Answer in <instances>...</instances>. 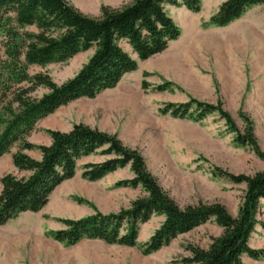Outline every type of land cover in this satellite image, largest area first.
I'll return each instance as SVG.
<instances>
[{"label": "rangeland", "instance_id": "374dc122", "mask_svg": "<svg viewBox=\"0 0 264 264\" xmlns=\"http://www.w3.org/2000/svg\"><path fill=\"white\" fill-rule=\"evenodd\" d=\"M67 1L91 18L130 2ZM228 1L200 0L198 12L166 5L180 33L166 51L141 61L121 42L135 72L93 99L60 107L0 158V264H207L232 222L249 227L240 217L247 187L238 179L264 173V3L223 24L219 10ZM97 59L94 47L65 63L31 66L24 85L41 98L51 86L85 80ZM81 125L138 154L155 188L109 145H70L68 176L52 134ZM41 176L52 181L44 200L14 205L25 192L32 200ZM9 182L20 190L12 193ZM168 205L182 221L171 224ZM250 217L247 252L230 254L233 264H264V197Z\"/></svg>", "mask_w": 264, "mask_h": 264}, {"label": "trees", "instance_id": "16d2710c", "mask_svg": "<svg viewBox=\"0 0 264 264\" xmlns=\"http://www.w3.org/2000/svg\"><path fill=\"white\" fill-rule=\"evenodd\" d=\"M179 3L193 12L200 10V0H130L121 9L103 8L100 17L91 18L79 12L67 0H0V158L10 153L17 143L25 141L39 121L60 107L80 98L93 99L100 92L115 88L125 75L135 72L137 62L121 47V42L128 43L141 61L166 51L180 33L166 14L165 7ZM263 3L264 0H229L220 8L218 18L221 23L229 24L241 15L243 7ZM31 27H35L39 33L24 31ZM94 47L98 59L95 68L85 75V80L51 86L41 98L31 96L30 89L24 85L30 80L28 71L31 66L65 63ZM52 136L55 154L61 151L64 155L68 176H72L74 171L70 145L87 146L90 150L109 145L110 153L123 158L124 163L132 162L141 171L145 187L155 188V181L146 172L144 160L126 149L115 136L82 125L76 126L68 134L53 133ZM21 161L32 169L39 168L38 164L27 158ZM42 171V176L46 175L48 167ZM42 176L36 181L39 188L32 193V200H26L30 193L25 192L22 198L12 203L26 206L39 199L43 201L52 181L47 182V178ZM238 180L247 187L240 217L249 222V227L241 229L232 222L222 244L209 251L211 262L207 264H233V260L229 259L230 254L235 257L237 253L247 252L245 244L253 228L250 215L264 197V173ZM8 187L12 193L21 188L16 182H9ZM36 195L40 198L35 200ZM165 211L170 220L176 218L172 225L184 218L176 215L177 210L170 205ZM227 221L230 224V219ZM216 256L218 259L213 260ZM225 256L228 257L226 261L219 260ZM236 261L240 264L238 258Z\"/></svg>", "mask_w": 264, "mask_h": 264}]
</instances>
